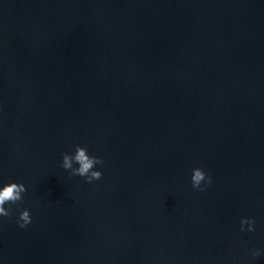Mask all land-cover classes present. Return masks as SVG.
Masks as SVG:
<instances>
[{
	"label": "water",
	"instance_id": "95a60500",
	"mask_svg": "<svg viewBox=\"0 0 264 264\" xmlns=\"http://www.w3.org/2000/svg\"><path fill=\"white\" fill-rule=\"evenodd\" d=\"M0 180V264H264V0H0Z\"/></svg>",
	"mask_w": 264,
	"mask_h": 264
},
{
	"label": "clouds",
	"instance_id": "9594fccd",
	"mask_svg": "<svg viewBox=\"0 0 264 264\" xmlns=\"http://www.w3.org/2000/svg\"><path fill=\"white\" fill-rule=\"evenodd\" d=\"M104 161L99 156L93 155L88 148L77 144L70 153L62 155L60 167L70 177H80L85 183L92 184L103 178L102 168ZM191 187L194 191L204 192L212 184V176L201 167L191 169ZM28 188L23 182L0 180V223L5 218L13 215L14 207L17 208L15 222L20 229L27 228L32 223V214L28 208H19L23 202ZM241 233H254L256 231V219L252 217H241L239 221ZM249 253L252 258L264 256V249L251 248Z\"/></svg>",
	"mask_w": 264,
	"mask_h": 264
}]
</instances>
